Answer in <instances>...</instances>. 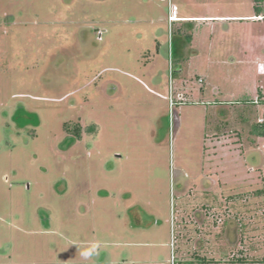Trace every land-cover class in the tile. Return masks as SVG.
I'll return each mask as SVG.
<instances>
[{"label": "rangeland", "instance_id": "rangeland-1", "mask_svg": "<svg viewBox=\"0 0 264 264\" xmlns=\"http://www.w3.org/2000/svg\"><path fill=\"white\" fill-rule=\"evenodd\" d=\"M263 98L253 0H0V264H189L170 244L178 170L192 196L208 177L205 196L239 198L202 256L262 259Z\"/></svg>", "mask_w": 264, "mask_h": 264}, {"label": "crops", "instance_id": "crops-1", "mask_svg": "<svg viewBox=\"0 0 264 264\" xmlns=\"http://www.w3.org/2000/svg\"><path fill=\"white\" fill-rule=\"evenodd\" d=\"M180 74L181 75L183 74V70L180 71ZM237 198H238L237 196H228V197L227 196H174L175 211H174V217L172 218L171 223L174 225V229H175L174 248L176 249V251H172V260L174 257V261L177 263H184L182 262V260H185V263H188L187 259H190L189 264H223V263L225 264H264V257L262 259L261 258L256 259L255 257L244 256V253L246 252V249H247L244 243H240L243 249V250H240V254L239 255H234V253H232V255L228 254L227 261L226 260L218 261L217 259L213 257L202 256L205 248L210 246V243H211L209 242L210 240H207L208 238L206 236L207 234H211V236L215 235V238H217L219 235H221V233L226 232L227 234H229V233L235 232L234 227L237 228L238 220L232 217L227 218L226 215L233 214L232 206L235 200H237ZM194 201L199 202L198 205L196 204L197 205L196 207H194L195 205H193L192 207V204ZM187 204L189 205L187 206ZM190 206H191V209L188 208V210L191 212V215L189 218V222H187L185 218L186 209L187 207H190ZM187 225L195 227L196 232L199 231L200 233H197V236L193 238L190 235L192 233H189L191 232L192 227L188 230L189 232L187 233L186 231ZM147 230L151 231L152 234L154 233L153 235L155 238L157 233L153 229V225L152 226L148 225ZM171 241H172V235H171ZM238 242H239V236L236 235L235 239H230V240L228 239L227 243L230 245H233L234 247L238 246V249H239ZM222 243L223 241L219 240V244L222 245ZM154 245H156L155 241L154 243L152 241L151 244L140 243L136 246H138L137 248L147 247L148 249H150V247L151 246L153 247ZM161 245L163 246L164 242H161ZM252 247L254 250L255 247L254 246ZM153 255H154V252L149 253V251L146 250L145 256L147 259ZM143 256L144 255L142 251V254H140L141 259H137V260L127 259V260H124L122 263H114V264H159L152 260L151 261L144 260ZM229 258H231L232 261H229L230 260ZM108 264H113V263H108Z\"/></svg>", "mask_w": 264, "mask_h": 264}, {"label": "flooded vegetation", "instance_id": "flooded-vegetation-1", "mask_svg": "<svg viewBox=\"0 0 264 264\" xmlns=\"http://www.w3.org/2000/svg\"><path fill=\"white\" fill-rule=\"evenodd\" d=\"M171 18H169L170 23H173L175 21L170 20ZM96 32H98L99 35V30H96ZM97 35V36H98ZM91 34L90 33H83V39L86 40L87 42H89ZM102 38V35H100V39ZM85 41V42H86ZM180 98L182 99L183 96H180ZM172 104H175L172 102ZM16 118V117H15ZM176 120H178V125L180 124L179 119L176 117ZM18 122V121H17ZM20 123V121H19ZM74 134L69 133L68 136V146L66 148H71L72 146H74L77 142H79L81 139H83V137L87 134V132H89L87 129H85L83 126H79V128L75 129ZM175 187H177L175 196H192L195 192H197V188L195 189V186L191 184V181H188V174L183 172V171H176V175H175ZM181 178H182V182H181ZM65 182V181H64ZM208 183V185H207ZM217 184V183H216ZM215 182L212 179H209L208 177L205 178L203 180V185L200 187V191H201V196H205V193H208V191H212L213 188H215L216 186ZM194 187V190H193ZM207 189V190H206ZM195 191V192H194ZM203 192V193H202ZM227 218L228 217H232L234 218L235 216L232 215H226ZM172 222V221H171ZM172 225V230H171V235H172V242H171V246L174 247L175 245V229H174V225ZM200 233L199 231L196 232Z\"/></svg>", "mask_w": 264, "mask_h": 264}, {"label": "trees", "instance_id": "trees-1", "mask_svg": "<svg viewBox=\"0 0 264 264\" xmlns=\"http://www.w3.org/2000/svg\"><path fill=\"white\" fill-rule=\"evenodd\" d=\"M254 1V9L257 17H261L264 15V0H253ZM251 135L263 137L264 136V122L256 123L252 126Z\"/></svg>", "mask_w": 264, "mask_h": 264}, {"label": "built area", "instance_id": "built-area-1", "mask_svg": "<svg viewBox=\"0 0 264 264\" xmlns=\"http://www.w3.org/2000/svg\"><path fill=\"white\" fill-rule=\"evenodd\" d=\"M259 19H261V18H259ZM170 20H171V22H172V21H175V19H174L173 17H171ZM173 261H174V257H173Z\"/></svg>", "mask_w": 264, "mask_h": 264}]
</instances>
